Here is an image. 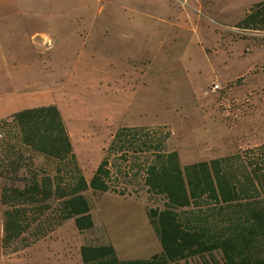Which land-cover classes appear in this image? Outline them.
<instances>
[{"label": "rangeland", "instance_id": "1", "mask_svg": "<svg viewBox=\"0 0 264 264\" xmlns=\"http://www.w3.org/2000/svg\"><path fill=\"white\" fill-rule=\"evenodd\" d=\"M260 2L0 0V121L57 105L87 180L122 126L170 133L167 149L178 151L182 166L244 153L264 143V29L241 25ZM16 135L7 129L0 139L17 145ZM10 145L0 148L9 185L65 167L27 149L18 159ZM136 171L116 180L125 195L85 192L93 228L56 219L50 199L42 210L33 204L20 235L7 241L0 177V264H80V247L101 243L120 259L160 253L146 207L163 199ZM207 258L179 264H212Z\"/></svg>", "mask_w": 264, "mask_h": 264}, {"label": "trees", "instance_id": "2", "mask_svg": "<svg viewBox=\"0 0 264 264\" xmlns=\"http://www.w3.org/2000/svg\"><path fill=\"white\" fill-rule=\"evenodd\" d=\"M241 25L264 29V2L255 4ZM10 118L0 121V137L15 128L18 144L0 139V148L18 149V159L27 149L66 163L54 175L26 177L23 186L9 185L0 170L1 202L9 206L5 241L20 235L33 204L42 205L33 212L42 210L50 199L57 202L56 219H73L80 231L93 228L92 204L85 192L125 195L116 180L131 178L136 169L143 173L146 191L163 199L162 206L146 207L162 251L147 259H120L110 243L87 244L80 247V264H179L193 257H208L209 263L220 264L216 253L221 254L223 264H264V143L244 153L182 166L178 151L167 149L170 133L122 126L87 180L56 105L22 109Z\"/></svg>", "mask_w": 264, "mask_h": 264}, {"label": "built area", "instance_id": "3", "mask_svg": "<svg viewBox=\"0 0 264 264\" xmlns=\"http://www.w3.org/2000/svg\"><path fill=\"white\" fill-rule=\"evenodd\" d=\"M218 88V84H214L213 87H212V90H215Z\"/></svg>", "mask_w": 264, "mask_h": 264}, {"label": "crops", "instance_id": "4", "mask_svg": "<svg viewBox=\"0 0 264 264\" xmlns=\"http://www.w3.org/2000/svg\"><path fill=\"white\" fill-rule=\"evenodd\" d=\"M57 106V105H56ZM58 107V106H57ZM59 108V107H58ZM63 117V116H62ZM65 122V121H64ZM66 124V123H65Z\"/></svg>", "mask_w": 264, "mask_h": 264}]
</instances>
